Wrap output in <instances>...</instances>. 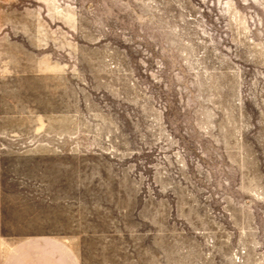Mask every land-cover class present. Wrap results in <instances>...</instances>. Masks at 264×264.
<instances>
[{
  "label": "rangeland",
  "instance_id": "1",
  "mask_svg": "<svg viewBox=\"0 0 264 264\" xmlns=\"http://www.w3.org/2000/svg\"><path fill=\"white\" fill-rule=\"evenodd\" d=\"M78 264H264V0H0V245Z\"/></svg>",
  "mask_w": 264,
  "mask_h": 264
},
{
  "label": "crops",
  "instance_id": "2",
  "mask_svg": "<svg viewBox=\"0 0 264 264\" xmlns=\"http://www.w3.org/2000/svg\"><path fill=\"white\" fill-rule=\"evenodd\" d=\"M0 264H78L70 249L52 235L21 237L0 245Z\"/></svg>",
  "mask_w": 264,
  "mask_h": 264
}]
</instances>
